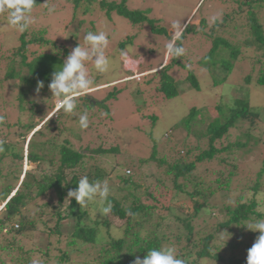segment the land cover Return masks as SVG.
Instances as JSON below:
<instances>
[{
  "label": "trees",
  "instance_id": "obj_1",
  "mask_svg": "<svg viewBox=\"0 0 264 264\" xmlns=\"http://www.w3.org/2000/svg\"><path fill=\"white\" fill-rule=\"evenodd\" d=\"M82 1L90 2L91 0H75V3ZM36 2L41 3L40 0H36ZM125 2L126 0H123L121 4L102 2L100 7H106L109 13L115 12L133 25L149 23L152 25L153 31L156 30L154 21L150 20L145 12L132 11L127 8ZM234 2L240 6L241 11L235 10V8L231 12L226 11L223 19L215 20L212 25L206 19H203L200 27H191L188 24L182 39L176 42L177 45L184 48L185 35L191 32L193 35H198L199 40L201 38L202 41L209 44V51L200 64L205 65L214 75L228 72L235 63L242 60L241 45L245 47V50L246 48L251 49L254 53L264 57V22L259 17V10L264 5V0H234ZM231 6L233 7L234 4ZM244 7H248L249 10L244 11ZM228 20L233 23L229 24ZM159 31L166 32L165 28H157V32ZM231 32H234L233 37ZM240 34L243 36L241 37ZM45 41L43 38L29 40L27 35H21V45L14 49L3 79L0 77V86L3 87L5 81L11 83L13 79L17 80L15 85L11 84L13 87L11 92L14 94L12 98H15L19 109L24 105L29 108V122L22 126V131L24 130L25 133L37 126L34 123V117L39 116L42 120L47 115L49 106L44 105H50L52 98V94L48 93L44 94L45 97L40 98L38 102L30 100L31 95L36 92L37 81H43L44 85L48 87L51 74L55 71V67L58 68L62 64L64 59V54L62 55L61 50H58L40 55L33 53L36 56L30 60L28 46ZM65 52L68 54L67 50ZM184 56L185 54L179 58L172 57L169 64L149 77L148 85L156 87L165 99L171 100L181 94V82L177 80L172 71L176 66L180 68L186 66L181 62V58ZM263 57L257 63L262 64ZM24 68L27 69V75ZM183 82L192 88L200 89L197 76L192 71ZM217 82L215 81V84ZM258 85L264 87V69L260 71ZM120 94L121 91L116 87L109 91L103 100L94 97L95 94L80 97L78 98V111L80 113L87 111L88 114L94 116L103 112L110 116V103L117 100ZM220 109L218 107L217 111ZM201 112L193 109L187 117L171 128L168 132L169 135L165 134L166 137L161 139L164 145L169 144L168 153L165 156L159 157L158 144L154 143L153 153L146 162H154L158 169L156 174L162 175L164 180L153 181L155 186L152 189L142 191L138 186H135V177L144 174L139 167L138 169L134 168L136 171L133 176L123 175L121 170L118 171L115 180L119 182L120 193L124 192V194H109L108 202L111 203L112 208L109 213L101 214V218L97 216L100 215L102 207L99 203H96L99 208L96 216H93L91 212V209H96L95 203L80 206L72 198L68 209L65 210L63 204L68 191L77 187V182L81 177L87 176L90 182L103 181L109 174L106 168L98 165L91 172L90 167L87 166V156L75 150L68 139L58 148V155L44 157L37 153V150L43 151V147L48 150L53 147L56 150L54 135L46 137V133L60 130L61 134L63 131L61 126L66 125L70 119H75V117L64 113L63 109L58 110L57 117H52L45 122L32 136L34 140L32 141L31 138L28 143L27 157L26 152L25 154L23 152L13 154L15 152L14 145L17 144L5 141L1 143L0 156L2 158H5L6 155L14 156L22 163L21 170H25L23 160H26L27 164L43 167L45 173L40 174L41 179H39L35 176L34 169L23 171L24 179L20 189L8 201L4 211L2 210L3 212L0 213V237H5V242H7L5 246L0 244V264H6L1 256L8 254L9 250L11 253L18 249L24 253L23 248H18L19 240L32 239L31 235L36 234L34 232L38 223L36 218L44 220L49 216L51 219L44 220L43 223L48 226L55 219V227L50 229L47 242L42 241L38 245L43 257L38 264H133L136 256L143 257L148 249L161 246L174 247L177 257L183 258L186 264H201V261L205 259L225 264H246L247 260H240L236 253L241 251L244 244L254 240L252 232L247 231L244 225L253 222V220L264 218V160H262L261 169L257 170V166H254L255 173L250 171L246 175L242 172L240 162L234 155H237L235 150L244 147L242 144L245 146L247 144L239 142L223 147L217 145L225 141L239 120L246 122L247 115L250 113L249 103L243 100L237 101L235 106L229 109V113L226 112L224 117L217 116L206 130H195L196 121H203ZM259 117L257 115L248 119L251 125L245 132L240 131V135L244 133L247 136L253 135ZM156 119L153 117V120ZM183 132H187V136L180 139ZM175 133H178L177 137L174 135ZM149 136L150 142L155 141L153 133H150ZM43 138L45 140H42ZM251 140H253V144L260 143V139ZM191 144H195V146L191 147ZM102 151L104 150H98L99 153ZM110 152L114 154L117 150L113 149L103 153L109 154ZM199 166L204 167V172L210 171L213 174L211 177L215 178L211 182H206L204 176L196 173ZM215 171L217 172L215 173ZM70 174H72V178L68 180ZM10 176H12L11 173L8 177ZM156 177L155 174H152L149 179H156ZM37 188L40 190L39 193ZM12 189L11 186L2 189L1 195L4 200L12 192ZM220 189L225 192V199L227 196L229 200L236 199L234 207L226 206L220 210L218 205L211 203V200L214 201L218 198ZM33 193H37L35 199L32 196ZM52 193L56 195L57 205L52 202ZM248 193L252 194L251 198L245 196ZM143 196L149 201L161 204L162 209L167 211L165 216H162L163 214L157 216L156 223H154V209L152 205L145 203ZM41 197H45V202L42 204L39 203ZM188 197L189 199H187ZM167 203L169 204L167 205ZM164 206L167 207L164 208ZM206 209L210 211L206 219V226L222 215H225L226 218L212 230L210 235L198 241L195 219L202 212L207 214ZM216 209L218 214L215 213ZM69 218H75L76 224L70 226L71 241L66 242V245L63 246L64 240L60 231L62 222ZM152 226L153 230L148 231ZM235 229L240 230L237 234L240 237L249 236L246 238L247 241L245 239V243L236 239L237 235H234L236 242L225 241L220 246L214 244V241L223 239L221 236H216L217 232L225 231L229 236L234 233ZM118 232H122V236L117 237ZM73 248L80 249L79 253L73 252ZM222 251L227 254H220ZM76 255L78 256L75 257ZM83 255L85 259L80 261ZM11 261L14 264H19L16 260V262Z\"/></svg>",
  "mask_w": 264,
  "mask_h": 264
},
{
  "label": "rangeland",
  "instance_id": "obj_2",
  "mask_svg": "<svg viewBox=\"0 0 264 264\" xmlns=\"http://www.w3.org/2000/svg\"><path fill=\"white\" fill-rule=\"evenodd\" d=\"M40 1L41 3L32 12L33 23L23 33L8 25L7 14H0L1 79L4 77L14 49L21 45L20 37L23 34L27 35L29 40L39 38L46 40L43 43L28 46V56L30 60H33L36 56L33 53L40 55L58 50H61V54H64L63 58H65L79 43L82 47L87 46L85 45L84 35L88 31H103L109 38L105 54L112 61V65L109 72L98 73L95 71L94 64L91 61L86 63L89 74L95 82V90L90 94H95L94 97L103 100L108 92L116 87L121 91V94L117 100L110 103V116L102 115L103 112L97 113L96 116L88 114L89 126L86 129L80 127L78 118L75 117V119H70L66 125L61 126L63 128L61 134L60 130L47 132L46 137L54 135L56 150L53 147H50V150L43 147V151L39 152L37 150L39 155H44V157L58 155V148L68 139L75 150L87 156V166L90 167L91 172L98 165L106 168L109 174L105 180L108 182L110 194H124V192L120 193L119 182L115 180L116 174L121 170L123 175L133 176L135 174L134 171H136L134 170L135 167L137 169L139 167L141 172L144 173L143 175L140 174L139 177H135V186H138L142 191H148L155 186L153 181H157L158 179L164 180L162 175L156 174L158 170L156 164L150 161L146 162L153 153L152 147L154 143L158 144L157 152L159 153V157L165 156L168 153L169 144L164 145L161 139L166 137L165 134L169 135L170 133L168 132H170L171 128L187 117L193 109L202 111L203 115V121L197 120L194 124L195 130H206L208 125L217 116L224 117V114L226 112L229 113V109L235 106L237 101L243 100L249 103L250 113L247 115L248 119L257 115L260 116L257 120L254 134L251 136H247L245 133L240 135V131L245 132L248 130L251 123L248 119L246 122L239 120L237 126L225 138V141L222 144L218 143L217 146L223 147L235 143L238 144L239 142L246 143L247 146L242 144L244 147L240 150H235L237 155H234L240 162L242 172L246 175L250 171L255 173L254 166H257V170L261 169L262 160H264V87L258 85L260 71L264 69V57L261 54H256L251 49L248 50L246 48L245 50V47L241 45L243 51L242 60L235 63L234 67L228 70V72L214 75L205 65L200 64V61L209 51V44L202 41L201 38L199 40L198 35L188 32L184 39L185 56L181 58V62L186 66L184 68L176 66L172 71L177 80L181 82L180 96L171 100L165 99L157 91L156 87L148 85L149 77L159 72L171 61L172 57L166 55V44L170 40L173 23L180 22L182 25H186V27L188 24L191 27H200L203 19H206L212 25L215 20H222L226 11L231 12L233 8L241 11L239 9L240 6L234 0H126L125 3L128 9L143 11L150 20L154 21L156 27L154 31L152 25L149 23L133 25L129 20L119 16L115 12L109 13L106 7H100L102 2L121 4L123 0H91L90 2L82 1L80 3H75V0ZM231 4H234V6L232 7ZM50 7L54 8L52 13L48 11ZM243 10L248 11L249 8L244 7ZM259 11V17L264 22V5H262ZM228 21L229 24L233 23L231 20ZM157 28H165L166 32H157ZM230 34L233 37L234 32ZM240 36L242 37L243 34H240ZM123 43L125 45H122ZM65 50H67L68 54H66ZM121 50L127 52L126 58L121 57ZM261 57H263L262 64L257 63ZM24 70L27 75V69L24 68ZM190 71L194 72L197 76L200 85L199 90L183 82L189 76ZM215 81L218 82L215 84ZM16 82L17 80L13 79L11 83L5 81L4 87L0 86V116L3 117V121L0 122V144L4 141L6 143L17 144L14 145L15 152L13 154H21V152L25 154L26 152L27 157V146L32 136L45 122L52 117H57L58 110L56 109V99L52 97L50 105H44L49 106L47 115L42 120H40L39 116L34 117V123L37 126L26 133L24 130L22 131V126L29 122V108L27 105H24L19 109L15 98H12L14 95L11 92L13 90L12 85H15ZM153 85L156 86L155 84ZM36 88L37 85L35 86V90ZM48 93L51 95L48 87L45 85L39 94L35 92L31 95L30 100L38 102L40 98L45 97L44 94ZM218 107L221 108L220 111H217ZM153 117L157 119L153 120ZM150 133H153L155 136V141L153 142H150ZM174 135L177 137L178 133ZM186 136L187 132H183L180 139H184ZM251 139H260V143L253 144V140ZM33 140L34 138H32ZM42 140H45V138ZM191 145V147L195 146V144ZM113 149L117 150L114 154L112 152L109 154L103 153ZM98 150L104 151L99 153ZM1 158L2 156H0V160H2L0 163V213L4 211L8 201L20 189L24 179L23 171L34 169L35 176L39 179H41L40 174L45 173L44 168L39 165L33 166L28 163L27 167H25L26 160H23L25 170H21L22 163L20 160L15 159L14 156L6 155L5 158ZM249 165L252 167L248 168L247 166ZM203 168L198 167L197 175L204 176L206 182H211L215 177H211L213 174L210 171L204 172ZM10 173L12 176L8 177ZM152 174L157 176L156 179H149ZM71 178L72 174L68 176V180H71ZM8 186H11L13 189L4 200L1 195L2 189ZM37 190L39 193V188ZM218 192L216 201L211 200L213 205H218L220 210L226 206L234 207L236 205L235 198L229 200L227 196L225 199V192L221 189ZM32 196L35 199L37 193H33ZM245 196L251 198L252 194L248 193ZM51 197L52 202L57 205L56 195L52 193ZM143 200L145 203L152 205L154 209V223H156L159 214L165 216L167 213V211L162 209L163 206L161 204L149 201L145 196H143ZM44 202L45 197H41L39 203L42 204ZM69 205L70 201H65L63 209H68ZM94 205H96V209H91V212L93 216H96L99 208L96 203ZM166 207L164 206V208ZM209 212L206 209L207 214L202 212L195 219L196 238L198 241L206 238L213 232L212 230L215 227L222 221H225L226 217L222 215L206 226ZM217 212L218 210L216 209L215 213ZM97 216L101 218V214ZM50 219L51 216L44 220ZM36 220L38 222L34 231L36 234L31 235L32 239L26 238L18 242V248H23L24 253L18 249L13 250L11 253L9 250L8 254H4L5 251L1 257H3L6 264H14L11 260H16L19 264H38L42 260V251L38 245L42 241L47 242L50 229L55 227V219L48 226H45L43 223V218H36ZM75 224V218H69L62 222L60 234H62L64 240L63 246L66 245V242L71 241V232L69 230L71 229L70 226H74ZM151 230H153V226L148 229V231ZM239 231L235 229L234 233L229 236L225 231L217 232L216 236H221L223 239L214 241V244L220 246L225 241H229V243L232 241L236 242L233 236L237 235ZM247 231L250 232L251 230L247 229ZM104 232H106V229H104ZM251 232L253 236L251 237L254 240H251L248 244H244L241 251H237L236 253L240 260H247L248 250L252 247L258 236V232ZM116 236H122V232H118ZM247 237L249 236L240 237V235H237L236 239L242 240L245 243ZM0 239V244L5 246L7 243L5 242V237L2 236ZM54 240L56 239L54 238ZM79 251L80 249L73 248V252L79 253ZM24 254L27 255L25 256ZM220 254L227 253L222 251ZM84 259L85 256L83 255L80 261ZM201 264L225 263L205 259L201 261Z\"/></svg>",
  "mask_w": 264,
  "mask_h": 264
},
{
  "label": "clouds",
  "instance_id": "obj_3",
  "mask_svg": "<svg viewBox=\"0 0 264 264\" xmlns=\"http://www.w3.org/2000/svg\"><path fill=\"white\" fill-rule=\"evenodd\" d=\"M37 4L36 0H0V14H7L8 25L23 33L33 23L32 12ZM48 11L52 13L54 8L50 7ZM185 29L186 25L180 22L173 23L172 34L166 44L168 57L179 58L184 54L185 49L176 42L182 39ZM84 41L87 46L82 47L79 43L63 59L62 64L58 68L55 67L47 86L52 94L51 97L56 99V109H63L64 113L78 118L80 127L86 129L89 126V116L87 111L83 113L78 111V98L88 96L95 90V82L89 74L86 63L91 61L96 72L107 73L111 69L112 61L105 54V49L109 44V38L105 32L88 31L84 35ZM120 55L126 58L127 52L121 50ZM44 86L43 81H37V94ZM102 115H107V113ZM2 121L3 117L0 116V122ZM109 194L110 188L107 180L90 182L87 176H83L78 180L77 187L68 191L65 201L69 202L74 198L80 206L98 202L102 206L100 214H107L112 208L111 203L108 202ZM244 226L248 230L259 233L248 250L246 264H264V218L246 223ZM133 264H186V261L177 257L174 247L161 246L148 249L143 257L136 256Z\"/></svg>",
  "mask_w": 264,
  "mask_h": 264
}]
</instances>
